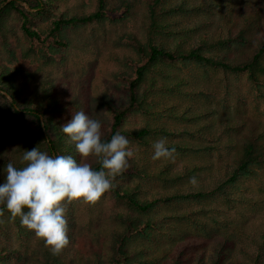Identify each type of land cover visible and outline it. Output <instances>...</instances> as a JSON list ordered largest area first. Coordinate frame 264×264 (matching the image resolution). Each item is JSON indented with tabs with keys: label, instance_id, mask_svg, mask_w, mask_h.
Returning a JSON list of instances; mask_svg holds the SVG:
<instances>
[{
	"label": "rangeland",
	"instance_id": "1",
	"mask_svg": "<svg viewBox=\"0 0 264 264\" xmlns=\"http://www.w3.org/2000/svg\"><path fill=\"white\" fill-rule=\"evenodd\" d=\"M53 1L56 14L64 16L93 12L97 4V0ZM105 4V16L101 20L65 28L63 45L54 44L53 48L41 51L39 44H32L34 54L25 53L30 40L21 32L16 14L0 18V71L8 72L11 78L5 80L6 84L20 89L21 100L26 105L33 106L44 96L53 100L58 111L51 113V123L61 131L71 115L81 110L101 122L102 134L108 131L110 102L120 105L127 101L126 93L116 89L117 77L129 75L138 59L127 41L130 36L144 43L152 40L169 49L201 47L207 56L235 62L250 58L264 41V0H106ZM22 5L31 13L37 11L26 2ZM35 21L39 27L48 25L42 23L39 16ZM203 40L208 41L202 43ZM217 40L231 42L211 48ZM44 51L49 55H42ZM256 84L245 74L203 67L194 61H167L156 64L139 96L142 99L144 91H155L152 99L156 111L167 112L165 108L171 105H175L179 113L190 104L193 108H213L215 125L219 121L236 125L231 131L237 142L250 139L253 133L262 135L261 142H264V77L259 81V87ZM203 91L206 97L198 94ZM162 122L167 126L187 125L174 118L161 117L157 112L150 113L144 105L125 121L123 127L130 131L154 127ZM35 129L30 118L19 117L0 98V182H3V170L9 162L17 167L24 150L40 148L41 142L34 137ZM70 145L73 148L71 155L78 161L92 166L97 163V157L82 158L75 145ZM129 148L134 156L122 172L125 174H119L121 186L132 189L140 186L143 197L185 185L172 180L154 181L143 175L142 170H150L149 166L153 165L160 167L167 158L153 159V147L147 150L134 140L130 141ZM177 158L175 161L180 167L181 160ZM212 159L219 160V154L212 153ZM261 181L263 185L245 182V186L252 192L264 186V171ZM111 199L107 191L95 203L83 199L66 203L69 243L55 254L34 230L21 225L19 216L12 218L2 214L0 254H7V261L0 264H47L55 258L63 264H128V260L118 253L125 226L123 220L138 216L145 221L151 219L150 213H139ZM190 206L198 207L194 202L165 206L166 217L160 211L154 215L156 224L146 227L149 237H138L123 248L121 246L124 252L132 250L134 257L130 264H170L171 244L168 241L183 239L188 233L202 236V231L188 221L167 215ZM215 206L221 210H215L220 213L218 216L239 219L235 210L228 209L226 204ZM263 213L264 210L256 212L249 220L255 219L256 224ZM159 215H162L161 219ZM259 226L263 229L264 221L259 222ZM207 229L212 231L209 225ZM215 236L216 233L211 237ZM246 248L248 252H255L252 244L242 240L234 251V259L248 263L244 256ZM204 262H210L208 255Z\"/></svg>",
	"mask_w": 264,
	"mask_h": 264
},
{
	"label": "trees",
	"instance_id": "2",
	"mask_svg": "<svg viewBox=\"0 0 264 264\" xmlns=\"http://www.w3.org/2000/svg\"><path fill=\"white\" fill-rule=\"evenodd\" d=\"M6 1L8 2L6 3ZM4 2L6 4L0 5V18L10 13L16 14L21 32L30 40L26 54L35 53L32 44L36 43L39 44L41 51L47 47L53 48L54 44L63 45L65 28L78 27L101 20L105 16L106 7V0H97L96 9L93 12L64 16L56 14L53 0H0V4ZM23 2L37 11L29 12L22 5ZM36 16L41 17L42 23L48 25L39 27L35 21ZM127 41L134 48L138 59L129 75L123 74L117 77L116 89L126 93L127 101L120 105L110 102L108 110L111 120L108 131L102 134V139L105 142L110 141L111 137L119 132L130 141L134 140L136 143L142 144L148 150L152 148L154 142L161 139L158 137L166 138L167 145L175 148L173 155L167 157V161L163 162L160 167L158 165L149 166L150 170L144 169L142 173L154 181L172 180L185 183V185L141 197L142 188L140 186L133 189L121 186L120 183L118 184L120 176L115 177L114 187L108 191L111 200L139 213H150L151 217L145 221H142L138 216L128 221L123 220L125 226L121 233V245L118 253L123 255L130 264L134 257L133 252L130 249L124 252L122 248L127 242L138 237H149L146 227L156 224L157 219L154 215L161 211L163 217H166L164 215L165 206L194 202L198 206L196 209L190 206L183 211L176 210L175 213L167 214L177 220L188 221L203 233L202 236L188 233L182 237L183 239L168 241L171 244L172 259L170 264H204L206 255L210 259L208 264H264V228H261L262 225L259 226V222L264 221V213L256 224L255 219L254 221L249 220L250 215L255 216L256 212L264 210V186L256 187L255 192L248 190L245 186V182L252 183L253 186L263 185L261 181L264 171V142H261L263 136L253 133L250 139L242 143L237 142L231 131L236 128V125L229 121H219L218 125H215L212 118L214 117L213 108L209 110L203 106L193 108V105L190 104L183 112L179 113L175 110V105H171L165 108L167 112L156 111L152 99L155 91H144L142 99L139 96L142 85L148 81L156 64L167 61H194L203 67L209 66L234 74H245L253 84L257 82L256 86H258L259 81L264 77V41L260 43L250 58L240 62L207 56L201 47L188 50L169 49L154 44L152 40L146 43L141 42L135 36H130ZM207 41L203 40L202 43ZM226 42L230 43L231 41H214L211 48L226 45ZM42 55L49 54L44 51ZM7 79H11L10 74L0 71V98L6 107L19 117H28L32 120L36 126L33 131L34 137L41 142L39 149L50 155H71L73 148L67 137L51 123V113L58 111L55 102L44 96L40 101L34 102L33 106L26 105L21 100L20 89L12 84H6L5 80ZM198 94L206 97L204 91L203 93L198 92ZM144 105L146 111L150 113L157 112L161 117L174 118L187 125L167 126L162 122L154 127L144 126L130 129V131L124 130L125 121L137 109L144 108ZM214 127L216 129L212 130ZM223 135L227 138H224ZM212 153H218L220 159L213 160ZM226 154L227 156H225ZM207 156H209L208 159ZM175 157L181 160H179L180 167L177 166ZM23 166L20 161L17 167ZM93 167L96 170H101L102 165L97 160ZM193 177L196 178L195 185L191 183ZM216 204H226L228 209H234L239 219L218 216L220 213L215 210L218 211L220 208L216 207ZM154 212L155 214H153ZM3 214L11 215L8 210H4ZM162 215H159L160 219ZM207 225L212 227V231L207 229ZM214 233L216 236L212 238ZM242 240L255 247V252H248L249 250L246 248L244 256L248 263L234 259V251ZM5 261H7V254H0V263ZM47 264L63 263L55 258L48 261Z\"/></svg>",
	"mask_w": 264,
	"mask_h": 264
},
{
	"label": "clouds",
	"instance_id": "3",
	"mask_svg": "<svg viewBox=\"0 0 264 264\" xmlns=\"http://www.w3.org/2000/svg\"><path fill=\"white\" fill-rule=\"evenodd\" d=\"M101 129V122L83 110L62 125V132L77 153L82 158L97 157L101 170L73 155H50L37 146L24 150L23 167L9 162L3 170L0 215L8 210L12 218L19 216L21 225L34 230L54 254L69 243L65 204L78 199L95 203L114 187L113 180L128 168L134 156L126 136L117 132L105 142ZM152 147L153 159L171 157L175 152L166 138L157 140ZM191 183L196 184L195 177Z\"/></svg>",
	"mask_w": 264,
	"mask_h": 264
},
{
	"label": "water",
	"instance_id": "4",
	"mask_svg": "<svg viewBox=\"0 0 264 264\" xmlns=\"http://www.w3.org/2000/svg\"><path fill=\"white\" fill-rule=\"evenodd\" d=\"M43 126V125H42ZM43 128H44V126H43Z\"/></svg>",
	"mask_w": 264,
	"mask_h": 264
}]
</instances>
